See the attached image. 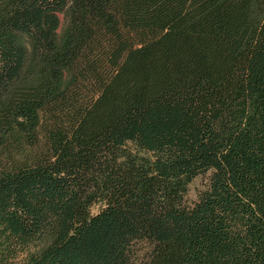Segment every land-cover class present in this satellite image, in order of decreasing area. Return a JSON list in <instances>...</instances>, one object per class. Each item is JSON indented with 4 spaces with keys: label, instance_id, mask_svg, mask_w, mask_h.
Returning <instances> with one entry per match:
<instances>
[{
    "label": "trees",
    "instance_id": "16d2710c",
    "mask_svg": "<svg viewBox=\"0 0 264 264\" xmlns=\"http://www.w3.org/2000/svg\"><path fill=\"white\" fill-rule=\"evenodd\" d=\"M0 264H264V0H0Z\"/></svg>",
    "mask_w": 264,
    "mask_h": 264
},
{
    "label": "rangeland",
    "instance_id": "374dc122",
    "mask_svg": "<svg viewBox=\"0 0 264 264\" xmlns=\"http://www.w3.org/2000/svg\"><path fill=\"white\" fill-rule=\"evenodd\" d=\"M202 178L198 177L195 180L192 181V183L189 185V191H188V199H194L195 198V194L197 192V190L201 187L202 185ZM93 212L97 211V206L92 208Z\"/></svg>",
    "mask_w": 264,
    "mask_h": 264
}]
</instances>
